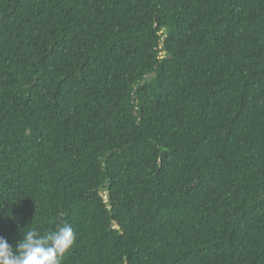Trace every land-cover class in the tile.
Returning a JSON list of instances; mask_svg holds the SVG:
<instances>
[{"label":"trees","instance_id":"16d2710c","mask_svg":"<svg viewBox=\"0 0 264 264\" xmlns=\"http://www.w3.org/2000/svg\"><path fill=\"white\" fill-rule=\"evenodd\" d=\"M65 222L61 264H264V0H0V237Z\"/></svg>","mask_w":264,"mask_h":264},{"label":"clouds","instance_id":"9594fccd","mask_svg":"<svg viewBox=\"0 0 264 264\" xmlns=\"http://www.w3.org/2000/svg\"><path fill=\"white\" fill-rule=\"evenodd\" d=\"M75 241V230L66 222L43 232L29 228L14 246L0 237V264H61Z\"/></svg>","mask_w":264,"mask_h":264},{"label":"water","instance_id":"95a60500","mask_svg":"<svg viewBox=\"0 0 264 264\" xmlns=\"http://www.w3.org/2000/svg\"><path fill=\"white\" fill-rule=\"evenodd\" d=\"M146 78H147V79H150V78H151V76H146Z\"/></svg>","mask_w":264,"mask_h":264}]
</instances>
